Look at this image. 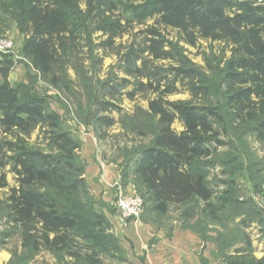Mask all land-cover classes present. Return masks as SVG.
<instances>
[{
	"label": "rangeland",
	"instance_id": "374dc122",
	"mask_svg": "<svg viewBox=\"0 0 264 264\" xmlns=\"http://www.w3.org/2000/svg\"><path fill=\"white\" fill-rule=\"evenodd\" d=\"M19 1L0 0V38L14 44L10 53H0V64L11 61L9 85L16 88L20 98H43L47 108L59 115L61 129L68 131L78 144L75 173L83 178L80 191L87 193L88 198L70 202L78 221L77 236L100 247L105 264H142L148 255L155 256L165 249L164 242L186 239L217 243L214 256L222 264H226L222 261L224 255H233L235 247L243 246L246 238L253 256L263 257L264 144L252 133L242 131L230 116L227 127L221 129L228 131V136L221 137L223 146L212 157L213 165L205 177L215 202L224 205L216 220L195 203L182 210L174 209L164 218L153 216L131 175L133 153L150 145L157 129L148 114L150 101L169 86L173 92L162 95L165 101L200 105L192 91L198 77L210 88L213 99L218 98L220 71L230 57V47L201 39L192 46L176 31L157 25L154 17L137 20L135 10L154 0H65L80 33L81 51L71 57L70 64H61L56 72L59 83L53 86L22 54L25 37L20 27ZM232 1L264 8V0ZM113 25L115 29L107 31ZM150 40L161 42V51L172 58L147 50ZM130 50L138 58L133 65H126L124 57ZM186 69L196 75L184 77L181 73ZM99 99L118 107L117 111L104 114L114 119L110 128H99L96 122ZM171 129L181 132L183 126L175 120ZM97 131H106L104 138H98ZM38 134V129L31 134L29 147H46V141ZM5 171L8 185L14 186L9 166ZM6 191L0 190V201ZM126 195L142 199L137 218L123 219L117 211L116 201ZM86 206L103 215L108 227L92 228ZM188 210L191 216H182ZM7 230V222L0 215V234ZM20 243L17 236L0 246V253L7 254L0 264H72L67 259L61 262L48 252L23 250Z\"/></svg>",
	"mask_w": 264,
	"mask_h": 264
},
{
	"label": "trees",
	"instance_id": "16d2710c",
	"mask_svg": "<svg viewBox=\"0 0 264 264\" xmlns=\"http://www.w3.org/2000/svg\"><path fill=\"white\" fill-rule=\"evenodd\" d=\"M64 1L20 0L18 4L25 37L22 54L53 86L59 83L56 72L61 64H70L71 57L81 51L80 33ZM135 11L137 20L154 17L157 25L176 31L189 45L201 39L230 47V57L220 71V96L213 99L210 88L198 77L192 91L200 105L169 102L162 98L173 92L168 86L148 104V114L157 126L150 145L136 150L131 159L133 181L153 216L164 218L174 209L195 203L216 220L224 205L215 202L205 177L212 157L223 146L221 137L228 136L221 129L227 127L229 116L264 144V8L232 0H154ZM106 29L111 32L115 25ZM149 42L147 50L172 58L161 51V42ZM137 58L130 50L125 64L133 65ZM11 67V61L0 64V190H7L0 201V215L8 225L0 234V246L18 236L21 248L32 253L48 252L72 264H105L100 247L76 234L78 221L70 202L88 198L80 191L83 178L75 173L78 144L61 129L59 115L47 108L43 98L19 97L7 81ZM181 74L192 78L196 72L186 69ZM111 110L118 107L102 99L96 102L99 128L114 125V119L104 115ZM175 120L182 124L181 132L171 129ZM37 129L46 141L43 149L28 145ZM105 133L97 131L98 138ZM7 166L14 186L7 183ZM85 212L92 228L108 227L107 219L90 206ZM182 216H191L190 211ZM245 241V246L235 247L234 254L224 255L222 261L264 264V256L254 257Z\"/></svg>",
	"mask_w": 264,
	"mask_h": 264
},
{
	"label": "crops",
	"instance_id": "0c3cea01",
	"mask_svg": "<svg viewBox=\"0 0 264 264\" xmlns=\"http://www.w3.org/2000/svg\"><path fill=\"white\" fill-rule=\"evenodd\" d=\"M163 244L165 249L158 251L155 256L148 255L142 264H222L214 256L218 248L215 242L186 239ZM6 256L7 254L4 256L0 253V261L6 259Z\"/></svg>",
	"mask_w": 264,
	"mask_h": 264
},
{
	"label": "built area",
	"instance_id": "2783aa9c",
	"mask_svg": "<svg viewBox=\"0 0 264 264\" xmlns=\"http://www.w3.org/2000/svg\"><path fill=\"white\" fill-rule=\"evenodd\" d=\"M13 48L14 44L10 39L0 38L1 54L10 53ZM142 206V199L136 195L120 196L116 201L117 211L123 219L137 218L142 211Z\"/></svg>",
	"mask_w": 264,
	"mask_h": 264
}]
</instances>
